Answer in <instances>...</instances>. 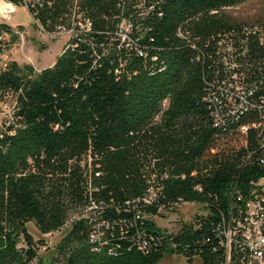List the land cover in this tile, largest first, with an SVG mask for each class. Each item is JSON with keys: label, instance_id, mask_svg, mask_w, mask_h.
<instances>
[{"label": "trees", "instance_id": "trees-1", "mask_svg": "<svg viewBox=\"0 0 264 264\" xmlns=\"http://www.w3.org/2000/svg\"><path fill=\"white\" fill-rule=\"evenodd\" d=\"M4 1L26 2L45 33L66 19L51 0ZM245 1L94 2L82 11L89 30L76 25L73 48L51 67H0V95L13 96L20 125L13 136L0 135V264L36 259L26 224L58 233L73 209L85 207L113 253L90 251L89 227L80 219L67 228L55 262L157 264L170 251L190 264L224 263L219 228L237 217V192L246 197L248 185L264 176L261 118L253 107L264 99V45L248 24L216 14ZM122 21L133 27L127 41L118 35ZM14 41L0 24V58ZM227 46L240 68L235 73L222 61ZM235 74L254 93L227 117L224 92ZM183 203L206 214L170 235L147 219Z\"/></svg>", "mask_w": 264, "mask_h": 264}, {"label": "rangeland", "instance_id": "rangeland-1", "mask_svg": "<svg viewBox=\"0 0 264 264\" xmlns=\"http://www.w3.org/2000/svg\"><path fill=\"white\" fill-rule=\"evenodd\" d=\"M109 0H51L52 4L58 9H62L66 14L65 21L62 22L59 35L48 36L44 34L24 5L14 6L0 0V24L6 25L11 29L15 37L10 50L2 54L0 67L7 62H16L19 66H32L35 70L41 71L51 67L57 57L62 55L64 43L66 41L69 23L77 21V16L94 2L107 4ZM216 14L223 17L227 22L234 24L255 25L264 20V0H247L244 3L233 7L225 8ZM65 28V30H64ZM11 35H4V42L7 43ZM15 99L11 95H0V130L7 126L9 115L14 107ZM169 106L167 100L166 107ZM156 117V116H155ZM141 133V132H140ZM78 208L71 211L75 214ZM206 211L203 207L196 204H181L165 215V217L153 219L156 229L165 233L176 232L181 224L192 222L196 216H204ZM27 233L33 241L37 243L36 259L32 264H60L56 261L57 246L60 244L68 229L53 234L40 233L33 223L26 224ZM19 248H24L20 242ZM198 261L194 260V264ZM157 264H190L180 255L167 251Z\"/></svg>", "mask_w": 264, "mask_h": 264}, {"label": "built area", "instance_id": "built-area-1", "mask_svg": "<svg viewBox=\"0 0 264 264\" xmlns=\"http://www.w3.org/2000/svg\"><path fill=\"white\" fill-rule=\"evenodd\" d=\"M34 2H39L41 0H33ZM24 6L28 9L27 3L25 2ZM36 22V21H35ZM73 22V21H72ZM71 22V23H72ZM77 24H70L65 33L67 34L66 41L64 43V49L62 54L67 50L73 48L70 39L74 34L75 26H79L83 30H89L91 23L88 19L82 17V12L77 16ZM40 30L48 36H57L62 29L59 26L54 33H45L41 26L36 22ZM245 30L249 33H253L258 36V41L260 45H264V20L259 22L257 25H248L245 27ZM133 27L127 22L122 21L118 28V35L122 38L123 41L128 40V36L132 33ZM228 55H225L222 59L223 63L234 71L240 70L239 66L234 62V51L231 46L226 48ZM142 55V54H141ZM144 55H142L143 57ZM242 56L244 54L242 53ZM151 63L154 65L158 64L157 59L151 60ZM5 64L3 65V67ZM39 72V71H38ZM238 76L235 74L232 77L233 83L230 85L229 89L224 92L225 100L227 104V109L225 115L227 117L235 116L237 112L242 111L246 107V99L253 95V91H247L237 83ZM217 100V99H216ZM218 101V100H217ZM167 100H163L161 103V109L165 110L167 107ZM260 115L261 122L259 123V139L258 144L262 150V157L260 164L264 168V99L262 98L256 106H253ZM220 110L215 111L216 121L220 120L221 115ZM9 121L7 126L0 130V135L8 133L13 136L15 130L20 128V125L17 123V114H16V102L10 113ZM158 116L156 117V119ZM243 130V128H242ZM91 162V157L89 158V163ZM96 177L100 176V172L95 173ZM237 195L241 201L240 205L233 203V211L237 213V217L233 220L232 223L224 225L219 228L220 234L222 236L221 245L225 250V259L223 264H264V176L258 178L257 180L251 182L247 188V196H241L240 192H237ZM156 197V192L151 190L149 198L150 201H153ZM187 204V203H183ZM181 205V204H179ZM177 205V206H179ZM176 208V206L171 210V212ZM158 214H168L158 210ZM80 215V216H79ZM158 218L156 216L148 217L147 219L153 224V219ZM84 219L89 227V234L87 238V244L92 253L96 251H106L109 255L113 253L111 248L106 247V242L104 240V233L102 232L99 224L94 218L90 217L89 207L79 209V214L71 215L66 221L62 230L69 228L72 222ZM154 226V224H153ZM155 228V226H154ZM156 229V228H155ZM158 230V229H156ZM179 230V229H178ZM177 230V231H178ZM165 233L159 230L161 234H175L177 233Z\"/></svg>", "mask_w": 264, "mask_h": 264}, {"label": "bare ground", "instance_id": "bare-ground-1", "mask_svg": "<svg viewBox=\"0 0 264 264\" xmlns=\"http://www.w3.org/2000/svg\"><path fill=\"white\" fill-rule=\"evenodd\" d=\"M11 5V4H10ZM98 252H100V251H96L95 253H98Z\"/></svg>", "mask_w": 264, "mask_h": 264}, {"label": "crops", "instance_id": "crops-1", "mask_svg": "<svg viewBox=\"0 0 264 264\" xmlns=\"http://www.w3.org/2000/svg\"><path fill=\"white\" fill-rule=\"evenodd\" d=\"M55 61H56V60H55ZM54 63H55V62H54ZM54 63H53V64H54Z\"/></svg>", "mask_w": 264, "mask_h": 264}]
</instances>
